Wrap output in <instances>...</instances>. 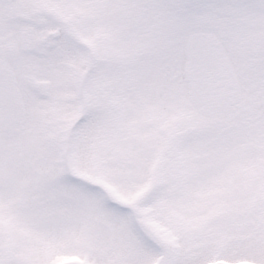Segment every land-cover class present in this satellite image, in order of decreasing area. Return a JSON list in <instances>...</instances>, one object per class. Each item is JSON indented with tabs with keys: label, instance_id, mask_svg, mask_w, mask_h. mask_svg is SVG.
Returning a JSON list of instances; mask_svg holds the SVG:
<instances>
[{
	"label": "snow or ice",
	"instance_id": "obj_1",
	"mask_svg": "<svg viewBox=\"0 0 264 264\" xmlns=\"http://www.w3.org/2000/svg\"><path fill=\"white\" fill-rule=\"evenodd\" d=\"M0 264H264V0H0Z\"/></svg>",
	"mask_w": 264,
	"mask_h": 264
}]
</instances>
